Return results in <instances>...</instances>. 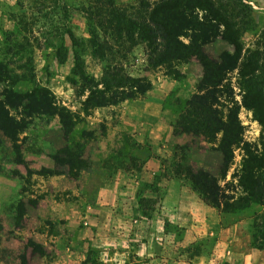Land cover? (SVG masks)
<instances>
[{
    "label": "rangeland",
    "instance_id": "1",
    "mask_svg": "<svg viewBox=\"0 0 264 264\" xmlns=\"http://www.w3.org/2000/svg\"><path fill=\"white\" fill-rule=\"evenodd\" d=\"M140 1L0 0V63L8 73L7 78L0 79V101L13 92L48 90L54 105L73 115L75 128L70 138L76 143L74 150L82 154L90 167L74 173L68 167L55 166V155L67 144L57 116L26 117V128L18 137L1 138L0 264H58L60 255L71 261L66 264H146L147 260H138L134 253L140 242L135 235L147 229L146 222L150 219L160 224L158 242L165 251L161 257L168 254L178 263L191 264L195 255L214 249L215 235L190 242L183 228L166 221L159 208L164 188L159 183L176 179L192 190L184 171L176 175L178 165L204 169L219 177L220 155L212 145L200 137L173 135L172 123L179 110L176 100L184 101L197 92L202 62L206 58H228L233 49L218 37L204 46L199 57L173 65L175 76L163 67L149 68L144 43L137 40L132 47L113 38L109 35L110 24L105 22L111 10L134 13L129 8L137 7ZM216 3L234 23L242 55L246 50L258 52L256 57L262 68L256 73L257 82L264 88V0ZM70 35L76 42L71 41ZM92 40L110 49L104 59L92 55ZM76 52L84 74L94 82H99L105 67L111 65L122 67L129 76L145 79L150 87L136 89L131 99L115 106L85 111L83 102L89 86L72 73ZM238 71L235 68L225 75V87L218 94L219 109L226 115L238 107L244 142L258 145L261 128L252 111L241 104L243 91ZM134 100H138L136 107L142 111L133 109L131 114L136 112L138 116L127 113L128 102ZM10 113L18 120L22 118L21 108H10ZM242 155V150L234 151L221 186L232 181L231 175L239 168ZM148 160H151L149 168L154 162L158 172L148 179L150 182L140 181L134 219L131 213L127 219L121 218L122 208L117 206L113 212L106 206L101 211L94 210L98 194L108 184L114 180L132 184L130 181L136 179ZM42 169L62 174L44 175ZM125 176L130 181H125ZM226 190L238 192L231 187ZM248 209L242 218L248 221L250 246L256 249L252 246V225L256 223L255 214L262 208L251 205ZM96 220L99 227L94 225ZM137 220L145 223H136ZM95 227L100 228L98 232L102 235L112 233V243L97 249L90 247L88 236L91 237ZM82 235L86 239H77ZM36 246L42 247L44 255L37 253ZM123 253L127 257H121Z\"/></svg>",
    "mask_w": 264,
    "mask_h": 264
},
{
    "label": "trees",
    "instance_id": "2",
    "mask_svg": "<svg viewBox=\"0 0 264 264\" xmlns=\"http://www.w3.org/2000/svg\"><path fill=\"white\" fill-rule=\"evenodd\" d=\"M216 1L155 0V3L150 4L142 0L137 7L130 6L129 9L134 11L131 14L111 10L110 18L105 22L110 24L108 29H111L112 34L109 35L113 38L123 40L132 47L137 40L144 43L149 68L163 67L174 76L171 70L173 65L199 57L204 46L218 37L232 47L230 57L221 56L215 60L206 58L202 62V78L197 85V92L184 101L176 100L179 110L172 123L173 135L200 137L212 145V149L220 155L219 177L204 169L194 170L191 166L178 165L175 171L177 176L184 171L183 176L202 202L221 213H240L251 205L260 206L262 210L255 214L256 223L252 225V246L261 250L264 249V88L258 84L256 73L262 65L256 57L258 52L246 50L242 55L238 31L226 10ZM237 1L240 3V0ZM70 38L76 42L72 35ZM92 42V55L104 59L110 49L100 47L95 40ZM74 60L76 65L72 70L73 75L86 81L89 86V93L83 102L85 111L115 106L131 99L136 89L148 90L150 87L145 79L129 76L122 67L111 65L105 67L100 81L94 82L80 67V55L77 52L74 53ZM235 68L239 69L242 80L241 104L252 111L261 128L258 145L244 142L243 127L237 115L238 107L229 110L226 115L219 109L218 94L225 87V75ZM7 75V68L0 63V79L7 78ZM10 108H21L22 118L18 120L13 116ZM35 114L59 118L67 144L55 155V166L68 167L74 173L88 170L89 163L74 150L76 143L70 138L75 128L73 115L64 108L56 107L52 95L46 89L13 92L8 99L0 101V141L2 137L10 140L18 137L26 128L24 119ZM236 149L243 151L239 168L231 175L232 181L221 186L220 182L226 178ZM42 171L44 175L62 174L58 170ZM230 187L238 192L226 190ZM36 251L44 255L42 247L36 246Z\"/></svg>",
    "mask_w": 264,
    "mask_h": 264
},
{
    "label": "crops",
    "instance_id": "3",
    "mask_svg": "<svg viewBox=\"0 0 264 264\" xmlns=\"http://www.w3.org/2000/svg\"><path fill=\"white\" fill-rule=\"evenodd\" d=\"M137 103L138 100L128 102L126 106L128 114L138 116L136 112L131 114L133 109L141 110V108L136 107ZM131 118L134 117L131 116ZM150 164L151 160H148L142 170L137 173L134 181H130L125 176V181L128 180L132 184L122 182V180H114V182L108 184L98 194V202L93 207L94 210L101 211L102 207L106 206V209L113 212V209L117 206L122 208L121 218L127 219L128 213H131L134 219L135 212H138V204L135 198L140 181L150 182L148 179L153 178L158 172L155 163L153 162L152 169L149 168ZM139 177L140 179L137 180ZM159 185L164 186L159 203L161 213L170 224L183 228L188 241L192 242L193 240L216 236L214 249L195 255L191 260V264H264V251L253 249L250 246V238L246 231L248 221L242 218L245 217L247 209L237 214L221 213L215 208L204 204L197 193L181 186L176 179L160 182ZM111 218L112 215L110 220ZM139 222L141 221H136V223ZM94 225L99 227L97 220ZM146 226L147 229L139 235H135L136 239H140L139 245L134 251L138 260H147L146 264H182L173 260L168 254L161 257L165 254V251L164 246L158 242L160 224L154 219H150L147 220ZM96 227L93 229L91 237L88 236L90 247L97 249L100 245L106 246V244L112 243V233L102 235L98 232L100 228ZM77 239L83 241L82 239L86 238L82 235ZM123 254L121 257H127V253ZM66 261L70 260H66L65 255L59 256L58 264H66Z\"/></svg>",
    "mask_w": 264,
    "mask_h": 264
}]
</instances>
